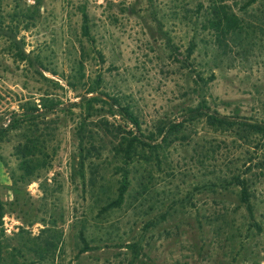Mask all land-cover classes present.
<instances>
[{"label":"rangeland","instance_id":"374dc122","mask_svg":"<svg viewBox=\"0 0 264 264\" xmlns=\"http://www.w3.org/2000/svg\"><path fill=\"white\" fill-rule=\"evenodd\" d=\"M212 3L237 16L240 41L213 43L201 24ZM1 24L23 38L32 63L17 60L0 34V125L23 99L38 102L46 94L60 109L37 122L38 158L45 155L46 166L35 178H19L14 155L31 131L21 126L0 138V264H264L262 138L194 121L158 162L129 164L123 202L103 212L122 165L105 128L123 122L96 111L99 102L89 109L80 100L99 79L98 93L129 103L150 129L179 120L194 102L192 75L212 73L211 107L264 121V0H0ZM241 172L251 183L259 231L236 187H203ZM80 231L89 245L84 251ZM43 238L53 247L38 257L31 249ZM133 242L141 247L135 258Z\"/></svg>","mask_w":264,"mask_h":264},{"label":"trees","instance_id":"16d2710c","mask_svg":"<svg viewBox=\"0 0 264 264\" xmlns=\"http://www.w3.org/2000/svg\"><path fill=\"white\" fill-rule=\"evenodd\" d=\"M82 22H86V15L83 14ZM202 27L211 30L213 43L215 45L226 47L229 44L233 45L241 40V26L238 24L237 16L229 10V7L224 4L212 3L204 9L203 19L201 20ZM0 34L4 35L9 43V47L13 50L14 56L19 61H27L32 63L28 53L23 49V38L18 37L12 31L10 25H0ZM194 42L188 47L187 57L192 53ZM79 71V68L76 69ZM83 74V73H82ZM213 78V74L209 73L208 77H203L200 73L195 72L192 75V86L190 94H193L192 103L183 107L180 113V119H172L157 123L150 129H143L140 125L139 118L134 113L129 103H123L117 96H110L105 93H98V80L96 86H91L86 93L89 95H81L80 100L85 101L86 108L93 109V103H100L99 109L109 116H117L123 125L117 124L115 127L105 128L108 133H112L116 142L114 151L119 156L122 165L119 167L120 177L117 180L115 197L105 202L101 206V211H108L112 208L119 207L123 202V197L129 185V164L134 162L148 163L150 161L158 162L159 155L167 148V146L175 141H181L185 135L182 131L186 125L192 124L194 121L203 120L204 124L215 131H229L242 139H247L251 136H256L264 140V121L249 119L237 115H227L220 113L215 107L209 105L207 82ZM38 102L34 99H23L17 103L15 110L11 111L10 117L5 125H0V138L11 129H18L21 126L27 127V131L31 134L26 136L24 141L14 146V155L19 160L18 168L21 169L19 178L26 177L27 180L38 176V171L44 168L42 143L43 132L37 129V122L43 119L46 115L59 110V101L49 98L45 95L38 98ZM105 106V109L103 108ZM104 125L107 124L103 119ZM39 159V161H38ZM263 163H258V167L262 168ZM217 180H209L203 187L212 189L216 185L227 187L233 186L237 188V199L240 205L247 213L249 222L258 231L260 226L253 219L252 195L249 191V179L243 173L232 174L228 179L217 177ZM217 181V182H216ZM220 184V185H219ZM2 203L0 202V233L2 228ZM163 216V214H162ZM147 226V225H146ZM79 239L82 243V251L89 249V245L85 237L80 231ZM53 247V242L49 238H43L39 244H35L33 250L38 257H46L48 251ZM130 247L132 257L135 258L140 252L138 242L131 243ZM16 254L24 257L20 249L16 250ZM1 255V244H0ZM1 258V256H0ZM32 263V262H31Z\"/></svg>","mask_w":264,"mask_h":264},{"label":"built area","instance_id":"2783aa9c","mask_svg":"<svg viewBox=\"0 0 264 264\" xmlns=\"http://www.w3.org/2000/svg\"><path fill=\"white\" fill-rule=\"evenodd\" d=\"M6 123H3V125H5Z\"/></svg>","mask_w":264,"mask_h":264}]
</instances>
